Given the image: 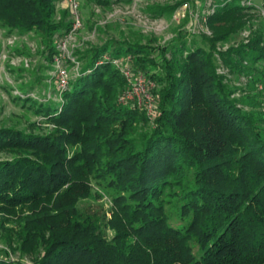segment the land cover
Here are the masks:
<instances>
[{
  "label": "trees",
  "instance_id": "1",
  "mask_svg": "<svg viewBox=\"0 0 264 264\" xmlns=\"http://www.w3.org/2000/svg\"><path fill=\"white\" fill-rule=\"evenodd\" d=\"M60 1L0 0V29L33 33L54 63L73 24L67 8L55 20ZM247 1L210 0L198 38L139 33L79 51L58 104L16 96L52 128L0 127V264H264V96L247 90L264 81V32L242 36L262 0ZM114 59L155 82L151 114L120 101Z\"/></svg>",
  "mask_w": 264,
  "mask_h": 264
},
{
  "label": "rangeland",
  "instance_id": "2",
  "mask_svg": "<svg viewBox=\"0 0 264 264\" xmlns=\"http://www.w3.org/2000/svg\"><path fill=\"white\" fill-rule=\"evenodd\" d=\"M75 1L78 4L82 26L63 49L60 45L65 35L56 36L58 49L62 53L61 68L66 70L68 81L79 75L83 63L78 58L79 51L102 45L111 39L122 41L142 33L155 37L156 43H164L183 29L197 38L200 33L210 34V30L202 20L209 9L210 0L206 5L189 0L172 15L160 17L150 15L152 5H173L179 0H116L111 6L106 7L99 6L90 0ZM64 8L69 10V16L73 21L70 0L58 2L55 20H60L61 11ZM251 30L264 32V14L256 15L250 24V29L245 30L242 36ZM39 45V38L33 33L7 36L0 29V127H17L36 133L47 132L52 128L41 116L27 108L28 105L25 106L16 97L28 92V96L40 101L50 99L57 104L61 101L60 71H57L58 67L55 63L48 62L38 52ZM227 46L228 44L224 47ZM15 47L31 54L28 56L19 54ZM233 79L239 83L245 80L237 76L235 78L233 76ZM247 90L264 96V81L258 82V86L248 83ZM34 123L36 124L33 125ZM10 157V153H0L1 159ZM100 203L108 209L110 206L108 196H102ZM4 247V243L0 240V248ZM12 257L18 258V254H12Z\"/></svg>",
  "mask_w": 264,
  "mask_h": 264
},
{
  "label": "built area",
  "instance_id": "3",
  "mask_svg": "<svg viewBox=\"0 0 264 264\" xmlns=\"http://www.w3.org/2000/svg\"><path fill=\"white\" fill-rule=\"evenodd\" d=\"M253 2L254 0L247 1L248 4H253ZM70 7L74 16L73 24L72 28L61 41L60 46L62 49L67 45L68 41L73 39V35L75 34V32L82 26V19L78 10L77 2L75 0H70ZM259 13L261 15L264 14V0H262L259 4ZM249 34L250 32H246L243 37L247 38ZM61 56L62 53L60 52V55L55 57L54 63L58 67L57 71H60L59 89L62 91L68 86L69 81L66 70L61 68ZM105 58L109 59L108 56H105ZM127 59H130V57H128ZM113 62L115 65L121 68V71L126 77L128 83L127 87L120 97V101L126 102L128 100H134L137 103L138 107L146 110L148 114H151L155 105V99L152 93V89L155 87V82L148 78L143 72H135L129 63L124 64L120 59H114Z\"/></svg>",
  "mask_w": 264,
  "mask_h": 264
}]
</instances>
